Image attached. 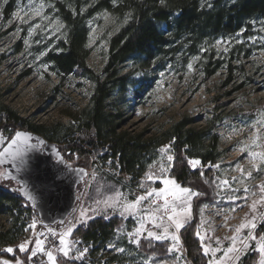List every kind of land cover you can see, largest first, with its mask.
Returning <instances> with one entry per match:
<instances>
[{
  "label": "rangeland",
  "instance_id": "374dc122",
  "mask_svg": "<svg viewBox=\"0 0 264 264\" xmlns=\"http://www.w3.org/2000/svg\"><path fill=\"white\" fill-rule=\"evenodd\" d=\"M84 1L0 0V107L11 110L32 125L43 127L44 131L53 130L55 135L44 133L42 136L56 144L63 155L68 146L62 145L61 139L70 130L81 129L78 117L90 108L95 84L88 78L58 75L47 57L66 37L59 8L64 5L73 10L81 5L82 12L86 13L94 5ZM215 1L202 0V6L211 8ZM230 1L224 0V3ZM121 24L119 18L108 11H100L87 21L91 51L87 65L97 75L104 71L110 40ZM185 39L175 44L174 47L179 45L177 52L169 50L148 69L142 68L135 59L128 62L122 74L128 77L129 85L125 93H115L109 110L121 115L122 131L144 134L146 138L157 139L156 143H163L164 134L183 119H200L191 128L202 130L208 145L214 132L213 122L218 118L216 158L206 167L213 171L210 183L213 192L197 206V236L203 253L204 248H208L205 255L208 264H242L252 255H255V264H261L264 254L258 248L264 233L258 231L264 222V202L261 201L264 193L258 186L264 184V164L253 153L264 152V17L250 21L235 35L207 38L195 50L189 49ZM211 71L215 74L207 78ZM137 90L139 95L135 94ZM257 136L261 147L253 144ZM161 148L167 150L162 153ZM173 150V142L158 145L148 156L142 176L138 180L127 178L126 183L139 188L144 195L153 189H164L163 180L172 179L174 158L168 161L167 156H173ZM65 158L74 165L80 157ZM161 166L166 170L162 171ZM190 166L194 171L202 169L201 162ZM114 167L118 168L116 163ZM88 171L85 195L73 223L65 230H53L59 237L71 230L70 235H65L69 256L65 257L61 251L64 245L52 252L57 264H87L98 253L96 244L85 241L80 235L81 225L97 218L120 221L105 241L112 253L111 264H191L181 232L195 222L198 195L192 196L190 214L181 218L183 227L178 231L166 218L161 227H154L150 217H159L162 213L154 212L157 205L150 203L153 197L141 201L136 209L125 211V206L137 198L91 162ZM3 172L0 168V184ZM169 201L176 203L178 210L184 207L171 196ZM253 202H256L255 212L251 210ZM159 204L162 205L163 200ZM250 222L256 227L252 228ZM241 224L249 226L237 233L235 229ZM165 226L168 239L148 236L149 231L163 235ZM43 232L28 213L0 214V264H31L32 253L37 249V242L43 240ZM172 235L179 240L173 241ZM252 236L257 239L253 240ZM233 238L236 248L241 249L238 258L235 253H228ZM145 242L166 244V258L141 253ZM24 244L27 250L20 251V245ZM8 248L13 251H6Z\"/></svg>",
  "mask_w": 264,
  "mask_h": 264
},
{
  "label": "trees",
  "instance_id": "16d2710c",
  "mask_svg": "<svg viewBox=\"0 0 264 264\" xmlns=\"http://www.w3.org/2000/svg\"><path fill=\"white\" fill-rule=\"evenodd\" d=\"M84 2L87 4L93 2V9L84 13L81 5H76L73 10L66 9L64 5L59 8L61 20L66 26V37L47 57L48 63L53 65V70L58 75L88 78L95 84L90 108L78 117L81 129L70 130L64 135L74 130L79 131L83 138H87L86 140L93 135L95 146L107 147L124 178L130 180H138L142 176L148 156L158 145L173 142L174 162L171 178L180 186L199 193L195 199V222L181 232L186 256L191 264H208V258L203 253L197 236L196 214L197 206L206 200L204 198L212 196L213 192V189L212 192L210 189L213 171L206 167L216 158L218 118L213 122L214 132L208 145L204 132L191 128L199 123L200 119H183L164 134L163 143H156L157 139L146 138L144 134L136 135L122 131L121 115L117 111L109 110V102L117 91L126 92L129 80L122 74V68L131 60L135 59L142 68L148 69L154 61L163 59L169 50L177 52L179 45L174 46L184 38L187 39L189 49L195 50L200 42L212 36L235 35L250 21L264 17V0H232L229 3L216 0L211 8L203 7L202 0H85ZM100 11L110 12L119 18L122 24L110 40L104 71L101 75H97L87 65L91 52L88 48L87 21ZM214 74V71L209 72L207 78H211ZM135 94L140 93L137 90ZM0 130L9 137L19 130L41 136L44 133L55 135L53 130L44 131L43 127L32 125L28 120L18 117L16 113L4 107H0ZM67 146L64 149L65 157L73 156L74 151H79L80 154V158L73 166L89 169L90 160L87 151H84L78 143H70ZM193 158L201 162L202 169L192 170L189 161ZM12 187L13 184L1 178V215L26 213L22 209L24 202L3 190ZM106 221L97 218L90 222L87 231L81 228L82 238L87 242L95 243L100 250L106 247L105 241L113 233V228L120 224L117 219L113 220L112 225H108ZM41 230L44 229L39 226V231ZM258 232L264 233V222ZM141 253L164 259L168 254V248L166 244L145 242L141 246ZM254 258L255 255L246 257L242 264H255Z\"/></svg>",
  "mask_w": 264,
  "mask_h": 264
},
{
  "label": "water",
  "instance_id": "95a60500",
  "mask_svg": "<svg viewBox=\"0 0 264 264\" xmlns=\"http://www.w3.org/2000/svg\"><path fill=\"white\" fill-rule=\"evenodd\" d=\"M17 133L30 137L27 145L23 138L18 141L20 149L26 152L25 159L31 160L30 165L13 160L5 151L15 150V146L10 149L9 145ZM0 161L4 171L1 178L14 185L3 190L35 211L43 229L65 230L71 226L85 195L88 169L69 164L56 144L24 130L15 132L12 137L0 130ZM27 194L34 199H29Z\"/></svg>",
  "mask_w": 264,
  "mask_h": 264
},
{
  "label": "snow or ice",
  "instance_id": "6c2138e0",
  "mask_svg": "<svg viewBox=\"0 0 264 264\" xmlns=\"http://www.w3.org/2000/svg\"><path fill=\"white\" fill-rule=\"evenodd\" d=\"M39 10H37L38 13ZM191 67V66H189ZM21 138H23V143L25 145H27V141L30 139L29 136H27L25 133H17L16 134V139L12 140L11 144L9 145V148H13V146H15V150L8 152V150H5L7 155L10 156L13 160H17L19 159L21 164H31V160L30 158L28 160L25 159L26 156V152L22 151L20 149V146L18 144V141H21ZM259 140V136L256 137V140L253 141V144L256 147H261V145L259 143H257V141ZM167 149L166 148H161L160 151L163 153L165 152ZM253 156L259 160V162L261 164H264V152H254ZM167 160L168 161H172L173 160V156L168 155L167 156ZM2 162V161H0ZM189 163L195 167L196 165H198L200 162L198 160H190ZM255 167V165H254ZM162 171L166 170L163 168V166H161ZM257 171H260V169H256ZM243 173V170H241ZM249 177L251 176V173L249 172L247 174ZM149 179H152L151 175H149ZM55 180V177H54ZM163 183L165 185L164 189H161L159 191H157L156 189H153L152 191L147 192L145 195H140L137 197V199L132 202L131 204H127L125 206V211H129V210H134L137 208L138 205H140L141 201H144L147 199V197H153V199L150 201L151 204H156L157 207L154 209V212H159L162 213L161 216L159 217H150V219L153 220L154 223V227H161V224H163V221L165 220V218L168 221H171L174 225L176 230L178 231L180 228L183 227V224L181 222V218L183 216H185L186 214H190V201L192 196L195 195H199V193H195L192 192L191 189L189 188H185V187H181L174 179H166L163 180ZM225 184H227V181H225ZM169 185H171V187L169 188ZM259 187V191L261 193H264V184H261L258 186ZM245 191H248V189L246 188ZM29 199H34V197L31 196V194H27ZM169 196H171L173 198V201H181L182 204L184 205L183 208H180L178 210V206L176 203H170L169 201ZM163 200V204L160 205L159 201ZM261 201L264 202V195L261 196ZM251 210L253 212L256 211V202H253L251 205ZM171 213V214H169ZM83 216V213H82ZM159 221V223H157L156 221ZM251 227L255 228L256 224L254 222H250ZM34 227V224L32 225ZM248 224H241L239 227H237L235 229V231L237 233H239L241 231L242 228L248 227ZM141 228H143V225H141ZM71 234V230H69L68 233L62 235L60 237V244L64 245V247L61 249V251L63 252V255L65 257L69 256V249H68V245L66 243L65 240V235H70ZM197 235L199 236V233H197ZM148 236L149 237H153L155 239H168V227L165 226L163 228V235H156L154 232L149 231L148 232ZM253 240L257 239L256 236H252L251 237ZM171 239L173 241H178L179 237L176 235H172ZM201 241L203 240V237H200ZM137 243H139L137 241ZM175 247V245H174ZM244 247H248L247 244H244ZM27 250L26 248V244L24 245H20V251H25ZM6 251L8 252H12L13 249L8 248L6 249ZM37 251L43 253L45 256H47L48 261L50 262V264H57V258L56 256L53 255V253L51 251H45L44 247H43V242L42 241H38L37 242ZM120 251H123V249H120ZM241 249L236 248L235 246V238H233V246L231 248L228 249V253H235L236 257L238 258L239 253H240ZM258 251L261 254H264V238H261L260 243H259V248ZM204 253L205 255L208 254V248H204ZM228 253H226L225 255H228ZM33 256L36 255V253H32ZM5 264H7V262H5ZM261 264H264V260L261 261Z\"/></svg>",
  "mask_w": 264,
  "mask_h": 264
},
{
  "label": "built area",
  "instance_id": "2783aa9c",
  "mask_svg": "<svg viewBox=\"0 0 264 264\" xmlns=\"http://www.w3.org/2000/svg\"><path fill=\"white\" fill-rule=\"evenodd\" d=\"M62 145H68L70 143H78V145L84 150L87 151L89 155V159L91 164L100 169L108 178L115 181L116 183L120 184L127 190H129L134 197H138L140 195H144L142 191L134 187L132 185H129L126 183L124 175L122 174L119 165L116 163V161L112 158V156L109 153V150L107 147H96L95 146V140L93 135L89 137L88 140L83 138L82 134L74 130L66 135L63 136L61 139ZM74 158H79L80 154L78 151H74L73 153ZM70 163V161H68ZM117 164L118 168H115L114 165ZM112 167L115 169L112 171ZM22 209L28 213L31 218H35V222L40 225L39 218L35 211H33L27 204H22ZM108 225L113 224V220L108 219L106 221ZM90 227V223H83L81 225V228L84 231H87ZM50 231V230H49ZM52 232H43V247L45 251H58L62 248L63 245L60 244V237L57 236V234L51 230ZM36 255L31 257V264H48L47 256H45L43 253L35 251ZM111 251L109 248L105 247L102 250L99 249L98 253L96 255L92 256L88 261L87 264H111L109 262V259L111 258Z\"/></svg>",
  "mask_w": 264,
  "mask_h": 264
},
{
  "label": "bare ground",
  "instance_id": "6f19581e",
  "mask_svg": "<svg viewBox=\"0 0 264 264\" xmlns=\"http://www.w3.org/2000/svg\"><path fill=\"white\" fill-rule=\"evenodd\" d=\"M64 136V135H63ZM87 139V138H86ZM69 147H70V145H69ZM73 147V146H72ZM78 148V147H77ZM76 148V149H77ZM80 150V149H79ZM61 151V150H60ZM79 152V151H78ZM83 152V151H82ZM71 153H73V152H71ZM70 156H72V155H70ZM89 156V155H88ZM70 159V158H69ZM75 159V158H74ZM90 160V159H89ZM3 180V179H2Z\"/></svg>",
  "mask_w": 264,
  "mask_h": 264
},
{
  "label": "crops",
  "instance_id": "0c3cea01",
  "mask_svg": "<svg viewBox=\"0 0 264 264\" xmlns=\"http://www.w3.org/2000/svg\"><path fill=\"white\" fill-rule=\"evenodd\" d=\"M84 222H86V220ZM88 222H90V221H88Z\"/></svg>",
  "mask_w": 264,
  "mask_h": 264
}]
</instances>
